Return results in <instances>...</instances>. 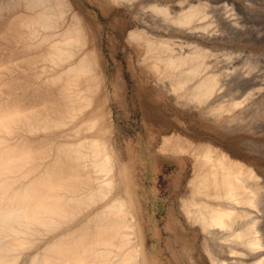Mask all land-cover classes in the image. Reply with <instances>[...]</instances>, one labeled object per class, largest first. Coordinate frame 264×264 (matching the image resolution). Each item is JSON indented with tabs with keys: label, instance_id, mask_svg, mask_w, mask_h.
Instances as JSON below:
<instances>
[{
	"label": "bare ground",
	"instance_id": "bare-ground-1",
	"mask_svg": "<svg viewBox=\"0 0 264 264\" xmlns=\"http://www.w3.org/2000/svg\"><path fill=\"white\" fill-rule=\"evenodd\" d=\"M260 25L264 0H0V264H264Z\"/></svg>",
	"mask_w": 264,
	"mask_h": 264
},
{
	"label": "rangeland",
	"instance_id": "rangeland-1",
	"mask_svg": "<svg viewBox=\"0 0 264 264\" xmlns=\"http://www.w3.org/2000/svg\"><path fill=\"white\" fill-rule=\"evenodd\" d=\"M261 26V25H260ZM262 28H264V25L261 26ZM264 31V29H262ZM137 128L138 130V134H140V129H141V126L138 124H136V127L135 129ZM144 142L146 143V140L144 139ZM145 157H146V161L148 162V169H147V177H148V180L151 181V179L153 180V176H154V164H155V158H153V156H151L148 151L145 149ZM165 184V183H164ZM155 195V194H154ZM156 196V195H155ZM164 195H161V196H157L155 197V208L157 210H160V212H162V216H164L166 213H165V209H166V200L163 198Z\"/></svg>",
	"mask_w": 264,
	"mask_h": 264
}]
</instances>
